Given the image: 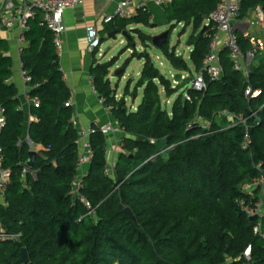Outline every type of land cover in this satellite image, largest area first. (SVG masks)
<instances>
[{"label":"trees","instance_id":"trees-1","mask_svg":"<svg viewBox=\"0 0 264 264\" xmlns=\"http://www.w3.org/2000/svg\"><path fill=\"white\" fill-rule=\"evenodd\" d=\"M218 2L173 0L166 9L169 24L184 26L182 35L192 29L187 45L193 50L189 63L177 55L170 46L172 26L161 52L190 80L174 87L148 52L133 51L123 69L135 58L144 61L130 93L136 99L142 90L136 111L116 98L107 78L114 60L92 71L98 95L114 108L122 130V151L111 175L108 136L97 132L90 137L93 161L80 179L78 194L90 202L92 215L74 193L79 137L71 124L73 111L65 106L71 93L50 33L39 27L40 20L30 25V47L22 57L31 87L38 85L30 95L40 101L31 108L37 121L28 131L36 149L32 168L27 165L31 148L25 114L16 88L6 83L10 60L0 55V105L7 119L0 147L3 169L11 172L0 205V228L8 236L0 239V264H264V216L252 223L241 208V202L262 199L261 186L245 187L264 176V58L255 55L246 77L234 71L229 51L222 49L221 78L206 76L205 91L188 89L202 72L217 32L213 23L205 24ZM259 5L264 10V0H242V17ZM116 23L132 39L129 46L134 44L131 33L146 48L152 43L139 30L128 32L131 25L154 27L149 14ZM238 36L242 51L249 52L248 41ZM182 84L190 101L182 93L171 103ZM248 87L259 96L247 98ZM26 168L28 174L23 173ZM30 172H36L35 179ZM249 247L250 260L244 256Z\"/></svg>","mask_w":264,"mask_h":264},{"label":"crops","instance_id":"crops-1","mask_svg":"<svg viewBox=\"0 0 264 264\" xmlns=\"http://www.w3.org/2000/svg\"><path fill=\"white\" fill-rule=\"evenodd\" d=\"M9 1L13 5L12 8L13 13H17L21 9L20 0H9ZM120 1L122 0H85L83 6L67 10L64 13V19H63L64 25L66 27V31L62 38V47H61L60 55H58L56 47L54 45L53 34L47 30V32H49L52 37L55 52L58 57L59 71L62 73L63 80L71 93V98L68 101L71 103L70 108L73 111L71 124L72 125L75 124V129L77 130V132L87 129L90 126L101 127L109 123L118 124L114 113L113 112L111 113L108 109V106L101 102V98L98 95L97 91L96 93L93 91V88H95V86H94V77L92 71L95 68H100L104 65H108L111 61L114 60V63L112 64L111 68L108 70V76H107L108 80L111 82L110 70L118 63L120 56L117 58H113L110 62L106 64H102L100 60L96 59L97 52L91 53L89 51L88 41H87V28L92 26L97 27L101 42L104 40V36L105 37L107 36L109 38H113L112 37L113 35H115V38L118 35L123 36L124 32L120 31L116 23L117 21L121 20V18L115 17L113 21L110 23H106L104 21L106 17L114 14L116 5ZM2 5H3V0H0V9H2ZM169 5L165 7H159L156 5L149 6L150 23L154 25V27L155 26L158 27L164 24H169L167 12H166L167 11L166 9L169 7ZM41 19H42V15L39 14L37 18L33 19L30 22L29 25H32L34 27L38 22V20H40L41 22ZM205 25L206 26L208 25L207 21ZM236 25H237L236 32L238 35L242 36L244 32L249 30L256 37L264 40V10L262 6L259 5L256 8L250 10L244 17H242L241 14L240 19L238 20ZM39 27H41L40 23H39ZM133 30H135L133 26L128 27V32L131 33ZM189 30L191 34L192 29L189 28ZM29 31L22 30L19 24H16L13 28L10 29L0 28V55L10 60L9 71L11 72V76L6 81V83L9 85H13L17 90V98L20 101L19 109L24 112L26 118L25 121L26 140H29L28 131L30 124L36 121L34 120V118L36 117L31 114V108L34 106L33 103L34 100L38 99L37 97H32L30 95L31 91L34 90V88H37L38 85L37 87L36 86L31 87V84L24 83L22 78V69L25 68L22 62V57L24 55V52L28 50L30 47V41L27 39L26 36L27 32ZM222 36L223 35H221V38ZM124 37L128 39L129 43H131L132 39H130V37L127 36ZM44 41L45 38L43 39V42ZM133 42H134L133 48H136L134 38H133ZM141 45L143 46V48L147 50L145 45H143L142 43ZM148 46L149 44L147 45V47ZM187 48H191V47L187 45ZM192 50L193 48H191L190 54ZM133 51L134 50L132 49L130 50V52ZM135 51L138 52L137 50ZM190 54L189 56L186 57L185 54L178 55L177 53L178 56H181L188 63L190 60ZM105 57H106V53L103 54L101 58H105ZM129 60L130 59H128L127 61ZM131 61L129 62L125 70L123 69L124 66L123 65L121 68L118 69L117 72H115V76L118 77V83L116 84V88H114L111 82L112 87L116 89V98L118 100L124 98L126 104L128 103L126 98L128 93L126 94L125 92L123 96H120L118 94L117 88L119 86L120 80L124 78V74L127 68L130 66ZM141 72L138 73V78H140ZM193 74H195L194 70H193ZM178 75H181L182 78L185 77L183 74L177 73L175 76H173V79H175ZM185 75H187V77L189 76V74H185ZM173 83L175 85L174 80ZM132 84H133L132 82H129L128 85L126 86V90L129 87V91H130ZM131 98L133 99L132 104H130V108L129 106L127 108L130 111H136L137 107L141 103L140 101L138 105V101L142 99V90L139 91L138 98L134 99L132 96ZM107 140H108V150H110L113 148V146L115 148L116 145L122 144L121 143L122 134H116L114 137L109 135L107 137ZM31 151L36 152V149L35 148L31 149ZM110 158H113V154H111ZM116 159H117V155H116ZM88 167L89 166L84 168V173L87 172ZM261 196L263 201L262 213L264 216V189L262 190Z\"/></svg>","mask_w":264,"mask_h":264},{"label":"built area","instance_id":"built-area-1","mask_svg":"<svg viewBox=\"0 0 264 264\" xmlns=\"http://www.w3.org/2000/svg\"><path fill=\"white\" fill-rule=\"evenodd\" d=\"M173 0H122L117 3L114 14L105 18L106 23L113 21L115 17L121 19L131 20L139 14H149V6L156 5L159 7H165L172 3ZM85 0H20L21 9L17 13H13V5L9 0H3L2 9H0V28H13L16 24H19L24 31L30 30V22L37 18L39 14L42 15L40 26L46 28L54 36V45L56 47L58 55H60L62 47V38L66 31L64 25V13L67 10L74 9L83 6ZM242 11V0H219L216 10L209 16L207 22L213 23L217 33L215 34L209 52L204 60L203 70L197 73L190 81L188 89L194 91H205L207 89L206 76L212 81L219 80L223 74V69L220 61V53L222 49H227L230 53V59L233 63V69L236 72L243 73L246 77L249 76L253 60L256 54L264 52V40L253 35L249 30L244 32L243 38L248 41L251 50L247 53L243 52L239 44V36L236 32V23L240 19ZM222 38H221V35ZM87 41L89 51L96 53L101 45V39L99 37L98 29L95 26L87 28ZM133 53V52H131ZM22 78L24 83L31 84L32 77L28 71L22 69ZM184 79V77L182 78ZM178 84L175 83L174 87ZM37 87V85H35ZM96 93V89L93 88ZM260 92H253L250 87L246 90V97L254 99L258 97ZM184 97L190 101L188 90L186 89ZM101 102L106 104V100L101 98ZM34 106L39 107L40 101L34 100ZM66 107H70L71 103L67 102ZM109 111L113 112V107L108 106ZM37 121V118H34ZM245 123V120H241ZM6 109L0 106V134L6 127ZM75 127V124H73ZM101 132L106 136H115L116 134H122L118 124L109 123L107 125L98 127L90 126L87 129L78 132V151L79 159L76 164L78 170V178L73 183L74 193L78 196L79 201L83 204L88 215L94 213V209L90 202H88L82 196H79L78 190L80 189V179L84 176V168L89 166L93 161V151L90 144L91 135ZM28 145L31 149H34V145L30 140ZM247 141V139H246ZM248 142V141H247ZM247 148V144L244 145ZM122 151V144L113 146L112 149H107L108 167L107 174L111 175L115 168V157ZM113 154V158H110ZM28 169H24L23 173L28 174ZM34 179L36 178V172L29 173ZM11 177L10 170L3 169V149L0 147V205L4 203V190L8 185ZM261 186L264 189V176L253 180L251 185L245 187L248 191L251 188ZM242 210L248 215V217L263 216L262 208L263 201L259 199L257 201H251L250 203L241 202ZM260 224L255 228V233H259ZM0 239H8V236L0 228ZM251 248H247L244 256L250 260Z\"/></svg>","mask_w":264,"mask_h":264},{"label":"rangeland","instance_id":"rangeland-1","mask_svg":"<svg viewBox=\"0 0 264 264\" xmlns=\"http://www.w3.org/2000/svg\"><path fill=\"white\" fill-rule=\"evenodd\" d=\"M135 28V30H139L140 32H142L145 35H148L152 38H155L157 36H160L161 34L168 32L172 29V26H175V30H173L172 35H171V39H170V46L173 48H177L176 49V53H178V55H183L185 54V56H189L191 48H187V41H188V37L190 34V30L189 28L186 30L185 34H183V25H178L176 23H172V24H164L158 27H145L143 25H131ZM132 38H134L135 44H136V48H133L132 45H130L128 47V44H130L128 42V39L125 38L122 35H118L115 39L113 38H109V37H105L104 36V40L102 41V45L100 47V51L98 50L96 53V59L100 60L102 62V64H106L108 62H110L113 58H117L120 56L118 63L110 70V78H111V82L114 86V88H116V84L118 83V77L115 76V72L118 71L119 68H121L124 63L131 58V52L130 50H137L138 53L140 52H144V50H146L145 48H143V46L141 45V43L139 42L137 36L135 34H131ZM149 55L151 56L154 65L160 70L161 74H163L167 79L173 81V76H175L177 73H180L179 71L175 70L164 58L161 49L156 48L152 43H149V46L147 47L146 50ZM106 53V57L105 58H101L103 56V54ZM257 58H264V53H261V55H258ZM143 64L144 61L143 60H138L137 58L133 59L131 61L130 66L127 68L125 74H124V78L120 80L119 86H118V94L120 96H123L124 93L126 92V86L128 85L129 82H132V86H131V90L130 93L133 92L134 87L136 82L138 81V73L141 72L142 68H143ZM183 74L185 77V80H190L189 76L187 77V75ZM192 77V76H191ZM186 88L184 85L181 86V90L180 92L175 95L172 100L171 103L176 99V97L179 94L184 93L186 91ZM127 104L126 107L129 106L130 108V104H132V98L131 96L128 94L127 95ZM140 99V98H139ZM141 99L138 101V105L140 103Z\"/></svg>","mask_w":264,"mask_h":264},{"label":"water","instance_id":"water-1","mask_svg":"<svg viewBox=\"0 0 264 264\" xmlns=\"http://www.w3.org/2000/svg\"><path fill=\"white\" fill-rule=\"evenodd\" d=\"M206 28H204L205 30ZM123 36H127L128 37V33L124 32ZM113 38H115V35L112 36ZM168 38H169V31L165 32L163 34H161L160 36H157L155 38H153L152 44L158 48V49H162V47L167 44L168 42ZM182 80V76L178 75L174 81L176 84H179ZM35 157H36V152L35 151H30L29 152V160H28V167L32 168L35 162ZM125 213L127 216H129L130 218H132V213L130 212V210L127 208L125 210ZM262 219V216H255V217H250L249 220L250 222L254 223L256 221H259ZM22 259L24 261V263H28V255H27V251L25 249L22 250Z\"/></svg>","mask_w":264,"mask_h":264},{"label":"clouds","instance_id":"clouds-1","mask_svg":"<svg viewBox=\"0 0 264 264\" xmlns=\"http://www.w3.org/2000/svg\"><path fill=\"white\" fill-rule=\"evenodd\" d=\"M263 217V216H262Z\"/></svg>","mask_w":264,"mask_h":264}]
</instances>
